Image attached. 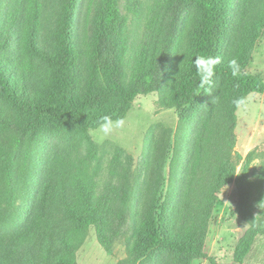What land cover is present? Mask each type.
Returning <instances> with one entry per match:
<instances>
[{
  "label": "trees",
  "instance_id": "1",
  "mask_svg": "<svg viewBox=\"0 0 264 264\" xmlns=\"http://www.w3.org/2000/svg\"><path fill=\"white\" fill-rule=\"evenodd\" d=\"M32 2L0 0V98L14 113L0 106V264H79L77 254L92 228L106 252L113 253L89 180L64 159L50 160L40 145L59 126L88 136L103 116L125 120L140 96L157 92L159 105L177 110L180 129L192 133L190 141V133L185 137L190 156L184 172L172 170L167 189L161 179L151 186L123 264H143L159 251L169 255L166 264H216L205 243L224 187L235 184L236 211L247 220L251 157L236 176L238 110L233 101L264 96V77L246 72L264 32V0H173L178 13L194 11L195 20L187 32L183 64L167 84L154 68H139L131 80L126 78L120 45L124 18L117 0L103 4L88 60L78 44L82 0H39L34 7ZM32 9L33 19L48 18L52 38L48 50L38 51L48 72L45 80L37 78V89L32 69L10 57L16 54L21 18ZM198 56L219 60L211 84L204 87L193 64ZM232 60L239 68L236 76ZM261 236L264 227L247 232L235 248L236 264H246Z\"/></svg>",
  "mask_w": 264,
  "mask_h": 264
},
{
  "label": "rangeland",
  "instance_id": "2",
  "mask_svg": "<svg viewBox=\"0 0 264 264\" xmlns=\"http://www.w3.org/2000/svg\"><path fill=\"white\" fill-rule=\"evenodd\" d=\"M37 1L33 0V7ZM117 1L124 18L120 45L126 78L131 80L139 68H154L163 74V82L169 83L183 64L187 32L195 20V12L178 13L173 0ZM104 2L82 0L80 5L78 44L86 60L96 44V25ZM30 12L21 18L19 38L13 48L17 55L10 57L15 63L32 69L29 75L33 76L34 85L38 84L34 88L37 89L41 84L37 78L45 80L48 72L38 51L48 50L52 38L48 18L35 20L33 9ZM246 72L264 77V32L255 44ZM247 98L250 99L248 110L237 111V144L233 151L236 176L242 173L251 157L247 165V220L237 214L239 195L235 184L224 187L217 196L205 243V252L216 264H236L234 251L239 241L252 227H264V96ZM159 99L158 92L140 96L124 120V126L103 141L96 139L95 131L85 136L77 128L59 126L53 134L48 133L40 145L41 151L48 149L50 160L64 159L95 189L105 222V236L112 241L113 253L106 252L96 229L92 228L77 254L79 264H123L133 241L136 218L143 211L151 186L161 179L166 180L167 189L172 170L178 175L185 168L190 156L186 138L192 133L180 129L179 112L163 109ZM0 106L14 115L1 98ZM169 261V255L159 251L151 253L143 264ZM190 264L210 262L193 260ZM246 264H264V236L256 240Z\"/></svg>",
  "mask_w": 264,
  "mask_h": 264
},
{
  "label": "clouds",
  "instance_id": "3",
  "mask_svg": "<svg viewBox=\"0 0 264 264\" xmlns=\"http://www.w3.org/2000/svg\"><path fill=\"white\" fill-rule=\"evenodd\" d=\"M219 63V60L211 57L198 56L194 61V67L197 75L200 77V86L210 85L212 77L214 75L215 65ZM230 68L233 76H236L239 72L237 62L232 60L230 62ZM218 100V97L216 98ZM236 109L241 112H246L250 105V99L246 97H240L233 101ZM125 124L124 119H113L110 116H103L98 124V127L94 130L96 139L103 141L106 137L110 136L115 130L121 129Z\"/></svg>",
  "mask_w": 264,
  "mask_h": 264
}]
</instances>
